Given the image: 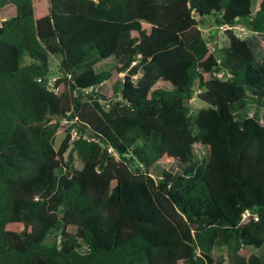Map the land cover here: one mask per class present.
<instances>
[{
	"label": "trees",
	"instance_id": "trees-1",
	"mask_svg": "<svg viewBox=\"0 0 264 264\" xmlns=\"http://www.w3.org/2000/svg\"><path fill=\"white\" fill-rule=\"evenodd\" d=\"M255 99L264 0H0V264H264Z\"/></svg>",
	"mask_w": 264,
	"mask_h": 264
},
{
	"label": "rangeland",
	"instance_id": "rangeland-1",
	"mask_svg": "<svg viewBox=\"0 0 264 264\" xmlns=\"http://www.w3.org/2000/svg\"><path fill=\"white\" fill-rule=\"evenodd\" d=\"M200 27H201L202 34L204 38L207 40L210 49L216 46V44H218V46H225L227 44V38L224 33L227 27H217L213 21V18H205V19L203 18ZM240 27L244 28L241 23H238L237 25L233 26L232 28L233 32L239 37L246 39L248 43L252 46L256 58L260 59L262 55V49L260 47V44L263 39L249 32L245 28H244V31L239 29ZM211 34L213 35V38L215 36V41L214 39L210 37ZM50 67H51L52 72H54L55 67H56V61L53 58L50 59ZM120 76L122 77L123 74ZM212 76H215V74H212ZM99 89L104 90V92L108 91V89L105 86H101ZM194 90H195L194 97L189 103L191 107V110L189 113L190 128L195 126V120H196V116H197L199 109L207 106L203 101L197 98V94L199 91L196 85L194 86ZM245 102L247 103V106H246V109L243 111V114H245V116L247 117H251L255 115L257 116V119L259 120V122L263 123L264 101L255 99V100H245ZM62 126L63 128H66L68 124L66 122H63ZM192 133L196 134L197 131L193 129ZM63 136H64V133L63 134L60 133L56 136V148L60 145ZM205 158H206L205 151L200 150L199 148L195 147L194 148L195 161H198L199 164H203V162H205ZM81 165L82 164L80 163L79 159L76 157L75 154H73V161L71 162V167L78 169L81 167ZM168 169L173 173H177V172H180L181 167L177 163H173ZM151 173L152 175L157 177L160 175L161 169L159 167L152 168ZM261 250L264 252V246L262 247ZM218 254L219 252L216 251L214 254L215 258H218ZM228 263H230L229 260H227V264Z\"/></svg>",
	"mask_w": 264,
	"mask_h": 264
},
{
	"label": "water",
	"instance_id": "water-1",
	"mask_svg": "<svg viewBox=\"0 0 264 264\" xmlns=\"http://www.w3.org/2000/svg\"><path fill=\"white\" fill-rule=\"evenodd\" d=\"M252 221V216H248L246 219H244L241 223V226L245 225V224H250Z\"/></svg>",
	"mask_w": 264,
	"mask_h": 264
},
{
	"label": "built area",
	"instance_id": "built-area-1",
	"mask_svg": "<svg viewBox=\"0 0 264 264\" xmlns=\"http://www.w3.org/2000/svg\"><path fill=\"white\" fill-rule=\"evenodd\" d=\"M239 29L243 30V28H241V27ZM247 216H249V215L248 214L244 215V218H247Z\"/></svg>",
	"mask_w": 264,
	"mask_h": 264
}]
</instances>
